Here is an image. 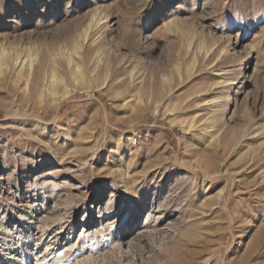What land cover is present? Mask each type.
Segmentation results:
<instances>
[{
    "label": "rangeland",
    "instance_id": "374dc122",
    "mask_svg": "<svg viewBox=\"0 0 264 264\" xmlns=\"http://www.w3.org/2000/svg\"><path fill=\"white\" fill-rule=\"evenodd\" d=\"M22 213L57 264L71 226L94 264H264V0H0V238Z\"/></svg>",
    "mask_w": 264,
    "mask_h": 264
},
{
    "label": "bare ground",
    "instance_id": "6f19581e",
    "mask_svg": "<svg viewBox=\"0 0 264 264\" xmlns=\"http://www.w3.org/2000/svg\"><path fill=\"white\" fill-rule=\"evenodd\" d=\"M105 19H107V18L103 17L101 15H99V16L96 15L95 17H93L92 21L89 23V25L84 30V34H83L82 38H83V41L85 43L86 42L88 43L89 41H91L93 39V37L96 34L100 33V31L104 28L102 26V23H103V21ZM94 43L95 42L93 41V44ZM83 45L84 44H80L79 42H74L73 46H74L75 53L78 52L80 49H82ZM96 48H97L96 52H97L98 58H100V56H102V55L105 56L104 45H102L101 42L96 44ZM101 59H99L100 61L98 63L102 62ZM33 64H34V61L30 60V62L28 64V70L29 71L32 69ZM124 64H125V68L130 69L131 80H133V85H130L132 90L128 89V87H125V88L127 90H130V93H131V91L132 92L133 91L134 92L135 91L138 92V90L140 89L139 88L140 85H138V83H136V84H134V83L138 80L139 75L141 74L140 73L139 63L137 61L129 59V60L124 61ZM110 65H111V62H109V66ZM239 79H240V77H237L235 79V82H233V83L231 82L232 84H230V83L227 84L225 81H223L221 83L223 85V86L222 85L221 86L224 89L222 88L223 89L222 93L217 94V98L216 99L214 98L215 99L214 100L215 104L217 106H218L219 103H222L220 101H229L236 94V92L238 90V86H236V85L241 84V81ZM139 83H141V82H139ZM125 86H127V85H125ZM223 94H225V95H223ZM224 104H225V102H224ZM222 107H225V110L228 109L227 105H223V106H221V108ZM214 125H215V120H214ZM228 126L225 125L223 127L224 129L222 128L221 131L222 132H226L228 130L227 129ZM169 173L176 174L178 172L176 171V169H169L168 174ZM122 183L123 182H121V184ZM130 183H134V181L131 180V181L128 182V184H130ZM122 189H123L124 192H126L128 190L127 189V183L122 185ZM113 199L114 198L111 197V199H110L111 203H112ZM113 203H114L115 206H109L108 207V210L111 211V212H113L116 209H118V207L121 205L120 200H116L115 199V201H113ZM146 205L147 204H145V206ZM44 208H45V206L43 204L38 206V209H39L40 213H42L41 211ZM30 209H33V208L31 207ZM28 216L29 215H27V213H22L20 215V217H19L21 225L18 226V227H15L14 228L15 231L7 232V236H5L3 239L0 238V241L3 242L2 245L0 246V264H47L48 261H51L49 264H57L58 261L60 260V257L56 254V251L58 249L53 248L50 244L42 243V242L40 243L39 242V241H41L40 239H42L43 237L38 240L36 238V236L34 235V229L39 226L38 225L39 224L38 218L36 219L34 217V214H31V217H28ZM28 222H30V223H28ZM148 222H150V215L146 216V219H145V224H148ZM83 223L85 225H87L89 223V219L88 218H84ZM1 225L2 224H0V227H1ZM37 230H39V229H37ZM69 230H70V233L65 235L66 238L68 239L67 246H71V247L79 246L82 249H86L87 252H88V257L86 259H84L81 262V264H94V262H95L94 248L96 246L95 241H97V242L99 241V243H102L104 246H105V243H106L105 240H106L107 236H106V232H105L104 228L103 227H99L97 232H90L89 230H87L86 231L87 240H85V239H74L73 238L74 227L71 226L69 228ZM119 234H121V233H119ZM118 238H116L113 241V245L117 246V247H121L122 243H123V240L125 239V236L122 235L121 240H118ZM55 239H56V236H55ZM59 245H62V243H59Z\"/></svg>",
    "mask_w": 264,
    "mask_h": 264
}]
</instances>
